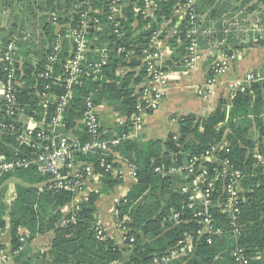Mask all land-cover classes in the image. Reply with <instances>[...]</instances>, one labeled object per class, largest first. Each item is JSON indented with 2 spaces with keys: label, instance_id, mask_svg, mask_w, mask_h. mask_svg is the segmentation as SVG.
Returning a JSON list of instances; mask_svg holds the SVG:
<instances>
[{
  "label": "trees",
  "instance_id": "trees-1",
  "mask_svg": "<svg viewBox=\"0 0 264 264\" xmlns=\"http://www.w3.org/2000/svg\"><path fill=\"white\" fill-rule=\"evenodd\" d=\"M216 1L196 0V14L201 16L207 13L208 20L220 19L222 14L217 13L213 7L217 5ZM253 1L239 0V8ZM260 1L257 0V4H252L248 9L254 11ZM49 2V8H47L49 14L57 12L58 5L55 6L52 0ZM95 2L99 3L98 7H101V0ZM178 2L180 0H159L157 21L153 23L145 21V29L142 18H138L136 29L140 33L136 36L133 34L134 28L131 26L135 16L131 7L125 10L127 19L125 22L121 21L125 38L121 45L127 51H134L135 56L127 63L122 56L110 58L108 65L102 69L100 77L95 80L91 78V80L83 81L80 86L73 88L70 110L65 113L66 129L81 143L87 142L89 137L81 125L77 126L74 116L75 111L84 109L86 98H89L95 107L101 104L114 106L119 115L126 118L133 113L142 92L138 86L143 82L145 76L144 68L136 71L140 65L137 58L141 55V50L149 45L151 36L159 30L163 22L171 21L169 27L176 26L178 20L174 15ZM42 20L41 25L46 32L45 36L48 38L49 46L36 65L29 62L23 64L22 81H26L25 76H27V80H32L33 77L39 75L43 71L48 54L53 51V44L50 43H54L56 29L50 21V15L44 16ZM59 21L64 25L67 23L62 19ZM190 21V14H188L177 26L178 33L169 42L172 55L169 61L164 62L165 71L171 69L173 64H176L175 68H177L179 64L183 63L182 59L187 45L185 27L189 25ZM260 23L264 25V12L261 14ZM62 24L60 23V25ZM220 27L221 22L217 24V28ZM163 35L165 36V33L162 34V38ZM91 36L90 30L88 37L91 38ZM222 37L223 35L220 39ZM100 38L106 42L114 41L112 37L106 35ZM177 41L181 45L177 44ZM228 41L232 42L233 46L231 47L235 49L236 41L233 36H230ZM63 45L64 51H67V44ZM135 45H141V47L135 48ZM255 45H264V40L253 42V37L250 35L247 44L239 42V50ZM222 50L224 55L231 56L227 45L223 46ZM66 56L67 54L62 55V61L57 65L59 70L62 69ZM15 62L16 74L19 77L20 72L16 59ZM124 67L129 70L121 75L116 74L118 69ZM175 68L173 67V69ZM211 74L210 71L208 77ZM2 77V64L0 63V80ZM43 84L40 80L33 85L34 88H29L24 84L23 89L17 95L21 113L24 116L38 118V121L41 119L42 110L37 107L36 92H43ZM64 92L63 85L53 86L51 89V93L56 96L63 95ZM49 108L52 110L51 106ZM36 110L38 112L40 110V112L36 113L38 116L35 117L33 113L37 112ZM2 115L3 113H0V121ZM177 124V133L174 136L170 135L164 144L159 141L150 142L140 149L136 141H126L116 148L119 154L128 158L136 166L135 187L116 206L118 221H121L125 216L129 217L130 221L125 225L131 230L130 235H133L135 240L126 263L151 264L154 256L164 253L182 241L185 235L194 234L199 228L193 223L175 227L169 223L163 224V218L167 216L171 208L181 212L185 217L191 215L186 207H183L182 198L175 193L174 182L153 173V168L155 166L170 167L174 160H177L176 164H182L185 160L193 156H200L225 141L228 144L229 152L225 153L224 149L220 148L219 158H229L244 175L241 182L242 192L237 216L239 238L234 239L228 234L225 237L216 238L212 246L205 245L204 239H201L197 244L194 256L185 264H234L232 251L236 247L243 249L250 264H264V169L253 157L256 151L264 154V84L256 82L250 84L249 90L234 91L229 106L225 101H221L210 118L200 120L194 114H189L180 117ZM107 136L112 135L109 133ZM175 137L176 139H174ZM15 142L13 135L0 134V156H3L5 160L14 156V151L9 150L8 145L11 144L15 147ZM81 160L92 162L95 165L96 172L102 175V190L90 193L80 209L70 214L62 226L58 225V222L62 220L60 209L71 202L72 195L70 193L46 190L40 192L36 185L46 182L47 179L37 175L32 169L15 171L0 178V198L6 192L5 182L12 178L21 182L16 186V200L10 211L11 251H16L22 245L18 231L20 228L27 230L29 241L38 235L49 231L53 232V239L48 251L39 254L35 261L28 259L24 264H115L121 262L122 251L105 233L99 239L94 231L95 203L100 195L107 194L115 186L120 185L121 181L113 179L98 168V157L88 156ZM146 198L154 200L156 206L153 211L146 210L140 204L141 200ZM213 213L215 227L228 222L226 217L219 214L218 211L214 210ZM3 215L4 209H1L0 216ZM3 228L4 223L0 220V230ZM174 264H179V262Z\"/></svg>",
  "mask_w": 264,
  "mask_h": 264
},
{
  "label": "built area",
  "instance_id": "built-area-1",
  "mask_svg": "<svg viewBox=\"0 0 264 264\" xmlns=\"http://www.w3.org/2000/svg\"><path fill=\"white\" fill-rule=\"evenodd\" d=\"M95 1L73 0V8L69 9L71 12L66 17L65 25L59 26L56 23L58 15L50 14V21L58 29L55 28L53 51L48 54L43 71L37 75L38 80L44 83L40 97L49 96L53 86L63 85L65 92L60 96L54 95L55 100L52 104L43 105L41 119L38 121L40 127L29 128L21 123L24 114L20 111L17 95L23 89L24 83L16 74L14 41L0 49L3 74L0 80V113H3L0 134L13 135L16 141L14 156L9 160L0 157V178L15 171L34 170L37 175L47 179L38 187L40 192L46 190L72 195L71 201L76 202V205L70 214L77 212L86 201L88 195L85 189L90 183L102 178L92 162L81 159L88 156L98 157V168L115 178L120 165V156L116 148L126 141L137 139L144 128L147 116L157 109L165 93L163 86L167 83V71L164 69L162 52L158 46L160 40L158 30L151 36L149 45L141 50V55L137 58L140 65L136 71L141 68L145 70L143 82L138 86L142 92L133 113L128 118L119 116L115 127L118 132L115 130L111 132L112 136H107L110 132L102 130L96 107L89 98H86L84 109L75 111L74 121L77 126H82L89 140L81 143L76 136L69 133L66 129L65 113L70 110L73 88L80 86L83 81L100 77L110 58L122 56L127 63L135 56L134 51H127L121 45L125 38L121 24L124 18L118 16L123 14V10L131 7L137 19L142 18V21L153 23L157 21L159 11V5L154 0H101V7H98L99 3ZM182 8L187 9L185 17L190 14L189 25L193 26L195 22L191 0H187L185 7ZM261 9L264 10V0L261 2ZM90 30L91 38L88 37ZM104 35L112 37L114 41L100 43L99 38ZM64 42L67 44V51H64ZM186 42V56L183 62L191 68L199 59L193 28L186 30ZM140 47L141 45H135V48ZM66 54L64 65L59 70L57 65L61 63L62 55ZM226 69V60L211 66L213 76L225 73ZM119 70L123 74L129 69L124 67L117 72ZM246 82L264 84V73H250L246 77ZM211 83L212 80H208L207 87L199 89L198 95L208 97L211 93L209 88ZM235 91L244 92L245 88L241 87ZM33 114L36 115V112ZM220 148H223L225 153L229 152L228 144L223 141L204 154L193 156L182 164H176L177 160H174L170 167L153 168V173L174 182L175 193L182 198L183 207H186L191 215L185 217L181 212L171 208L163 218V224L169 223L175 227L193 223L199 228L194 234L185 235L182 241L164 253L154 256L151 264L176 262L185 264L194 256L201 239H204L205 245L212 246L216 238L228 234L234 239L239 238L237 216L244 175L229 158H219ZM253 157L264 169V154L256 151ZM133 176L136 178V171L133 172ZM214 210L225 216L228 222L215 227ZM116 221L123 241L132 246L134 236L130 235L131 230L125 225L130 221L129 217L125 216L121 221L116 218ZM94 231L99 239L103 237L98 223H94ZM20 242H24L22 237ZM232 258L234 264H250L242 248H234Z\"/></svg>",
  "mask_w": 264,
  "mask_h": 264
},
{
  "label": "crops",
  "instance_id": "crops-1",
  "mask_svg": "<svg viewBox=\"0 0 264 264\" xmlns=\"http://www.w3.org/2000/svg\"><path fill=\"white\" fill-rule=\"evenodd\" d=\"M16 8L17 6L13 4L12 0H0V49L3 42V33L6 29L8 30L9 27L15 29L16 26H26V21L19 22L16 16L14 18L13 15L11 16V11H15ZM181 9L182 8H179L176 11L179 14L174 15L178 20L176 26H178L185 17V13L180 11ZM5 11H8V18L4 19ZM118 17H123L125 22L127 19L126 11L123 10V14H121V16L119 15ZM221 17H223V15ZM251 17L261 19V13L258 14L255 12L253 15H251ZM205 19V27L206 29L208 28L205 30V37L208 39V41H211L210 39L212 36L209 32L211 25L207 24V16ZM169 24L170 21L167 22V25L163 26V29L165 28L168 31L167 34H165L166 36L171 33V31H173V26L169 27ZM136 25H138L137 18L134 17V21L131 22V26L135 28ZM223 29H225V27H223ZM251 30L252 32L248 34L247 38L241 37L239 39L236 37L237 40H235V49L234 47H231L233 46L232 42H229L228 39H226V41L224 40L223 46L227 45L228 50L231 52V56L229 57L224 55V53L222 54V51H220L218 54L215 53V55L211 54L213 50H210V48L211 44L213 43L209 42V48L203 49L201 52L199 51L201 56L194 66L191 68L188 67L182 59L183 63L179 64L177 68H175L176 64H173L175 69L172 67L171 69L167 70V83L165 86H163L165 93L157 109L147 116L144 128L142 132L138 134V137L135 140L137 146L140 147V149L147 146V143L150 142L159 141L161 144H164L170 135L174 136L177 133V121L180 117L194 114L200 120L210 118L217 110L221 101H225L227 106H229L232 94L235 90L240 89L241 87L245 88V91L249 90L250 84L252 83L246 82L247 75L250 73H264V45H255L253 47L239 50V42L247 44L249 42L250 35L253 37V42L264 40V25H261L260 21L258 24L254 22L251 26ZM25 39L26 37L19 39V43L16 44V61L20 72L19 77L21 78L23 77V64L18 60L23 49L20 45L21 42L25 43L27 41ZM168 39L169 37L165 40H159L158 43L160 51L162 52L163 62L169 61L172 55V49L169 48L167 44ZM41 40L42 44L37 48L36 51V59L31 62L27 61L32 65H36V63L39 62L41 55L45 53L49 45L47 36H44L43 31H41ZM99 42L102 43L104 41L99 38ZM50 44L52 45V43ZM218 45L221 46V44ZM25 52L27 51H24V53ZM28 53H31V50H28ZM212 58L213 61L223 59L227 60V69L225 73L217 76H213L212 73L211 76L208 77L212 65V61L209 60ZM116 73L121 75V70L118 72L116 71ZM26 77L27 76H25L26 81H24V84H26L25 86L34 88L33 85L37 84L39 81L38 77H33V79L30 78L32 80H27ZM208 80H212V83L209 86L211 93L208 97L203 98L198 95L197 91L201 88H206ZM189 92L191 94H189ZM36 98L37 107L39 109H42L44 104H52L55 100L53 93H50L49 96L41 98L40 92H36ZM96 111L99 116L102 130L110 133L114 132L116 130V122L120 116L117 110H115L114 106L109 104H101L96 107ZM39 112L37 111L36 113L39 114ZM36 116L38 115H35V117ZM21 123L23 126H27L29 128L40 127L38 118H31L24 115L21 119ZM119 156V172L116 174L115 178L113 177V179L120 180L121 184L115 186L107 194L99 196L97 202L95 203L94 219L95 223L99 224L102 232L105 233L106 236L112 240V242L122 251L121 264H125L132 251L131 246L123 241L119 224L116 221V206L120 203V201L125 199L135 187L136 178L133 176V172L136 171V166L128 158L123 157L121 154H119ZM18 184L20 185L21 182L16 179L12 181L10 179L5 182L4 187L6 188V192L0 198V211L1 209H4V215L2 216L4 228L0 230V264H24L28 259H34L35 261L39 254L48 251L53 239V232L49 231L42 235H38L32 241H29V233L27 230L20 228L18 229L19 235L26 243H38L40 240L47 238L48 248L45 249V251H42V253L35 250L34 254L31 255L27 249H24V244L21 242L22 245L16 251H11L12 248L10 245L9 236L10 211L15 204L16 186ZM85 190L86 195H89L92 192H100L102 190L101 179L92 181L89 187ZM101 196L103 197L101 198ZM75 205L76 202L71 201L69 204L60 209L62 220L58 222L59 226L64 225L65 219L70 215Z\"/></svg>",
  "mask_w": 264,
  "mask_h": 264
},
{
  "label": "rangeland",
  "instance_id": "rangeland-1",
  "mask_svg": "<svg viewBox=\"0 0 264 264\" xmlns=\"http://www.w3.org/2000/svg\"><path fill=\"white\" fill-rule=\"evenodd\" d=\"M11 1V0H8ZM50 0H12L13 4L17 6L15 11H11V16L13 15V18L16 16L19 22L22 21H26V26H16L15 29H13L12 27H9L8 30L6 29L3 33V42H2V47L4 45L9 44L10 42L14 41L15 46L16 43H19V39H22L23 37H26L25 40H27L25 43L21 42V48L22 49V53L20 54V58L18 61H20L22 64H24L25 62L29 61H34L37 57L36 55V51L37 48L41 46L42 44V40H41V31H43L44 36L46 35L45 30H43L41 22H43V18L44 16L50 15L49 11L47 8H49V2ZM161 1H165V0H161ZM257 0H254L253 2L248 3L246 6L239 8V0H217L216 1V6H213L215 8V10L217 11V13L222 14L223 17L216 18V19H209L207 24L211 25L210 29V33H211V41H208V39L205 37V33L207 30L205 27V23H206V15L207 13H204L203 15L199 16L196 14L195 12V4H196V0H191L192 2V8H193V15H194V20L195 21L193 26L187 25L185 28L186 30L188 28H193L195 30L196 33V40H197V54L199 56L200 59V52L203 49L209 48V42L213 43L211 44V48L213 52L211 54L215 53H219L220 51H222V54L224 53L222 49V46L224 45V40L226 41V39H228L230 36H234L233 39L237 40V38H241V37H248V34H250V32H252L251 30V26L252 24L255 23H259V21H261V19L259 18H253L251 17V15H253L255 12L258 14H262L264 12V10L261 9V2L258 4V7L254 10V11H250L248 8H250V6H252V4H257L256 3ZM52 2L55 4V6H57V12H55L56 15L58 16V20L62 19V20H66L67 15L69 16V13L71 12V10L73 8V0H52ZM154 2H159V0H154ZM187 0H180V2L177 3V10L179 8H182L183 6L185 7ZM131 4V3H130ZM179 6V7H178ZM176 10V11H177ZM187 9L186 8H182L180 11H182L183 13H185ZM179 11V12H180ZM5 14V18H8V11L4 12ZM175 14H179L177 12H175ZM10 15V12H9ZM72 16V15H70ZM253 20H252V19ZM185 18H183L184 20ZM57 20V24L60 26V23L62 24V22H58ZM143 26H145L146 29V23L143 20ZM167 22L169 21H165L160 25L159 28V38L160 41L161 40H165L166 38L169 37L167 44L168 46L170 45L169 42L170 40L177 35L178 33V28L177 26H173V31H171V33H169L166 37L164 36L163 38L161 37L162 34H167V30L164 28V25H167ZM171 22V21H170ZM221 22V28H217V24ZM20 24V23H18ZM17 24V25H18ZM54 28H57V26H53ZM223 27H225V29H223ZM137 27L134 28L133 34H135V36L140 33L138 31V29H136ZM58 29V28H57ZM143 29V30H145ZM204 31V32H202ZM215 31V32H213ZM161 32V33H160ZM234 35H233V34ZM221 35H223L221 40ZM237 37V38H236ZM48 39V38H47ZM52 42V41H51ZM220 42V43H219ZM53 44V43H52ZM177 44L181 45L180 42H177ZM218 44H221L218 45ZM49 46V45H48ZM230 46V45H229ZM1 47V48H2ZM221 47V48H220ZM170 48V46H169ZM28 50H31V53H28ZM16 51H17V47H16ZM24 51H27L24 53ZM200 51V52H199ZM186 56V47H185V54L183 56ZM15 59H16V55H15ZM198 59V60H199ZM197 60V61H198ZM209 61H212V65L213 66L215 63L218 62H222L225 61V59L223 60H214L213 58ZM227 61V60H226ZM16 63V62H15ZM24 83V81H23ZM24 86V85H23ZM189 94H191L189 92ZM9 150L13 151L14 147L13 145L9 144L8 145ZM2 157V156H0ZM14 179H11V181ZM36 185L37 188L40 186ZM103 196H101L102 198ZM154 200L151 198H146L144 200H141L140 204L143 205V207H145V209L153 211L155 209V204H154ZM159 208V207H158ZM1 213V211H0ZM0 220L2 221V217L0 216ZM24 244V249H27L29 251V254H34L35 250L39 251L40 253H42V251H45V249L48 248V239L44 238L42 240H40V242L38 243H26L25 241L22 242Z\"/></svg>",
  "mask_w": 264,
  "mask_h": 264
}]
</instances>
